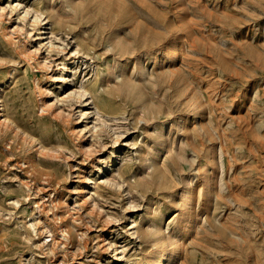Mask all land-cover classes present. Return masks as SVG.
Returning a JSON list of instances; mask_svg holds the SVG:
<instances>
[{
  "label": "rangeland",
  "instance_id": "374dc122",
  "mask_svg": "<svg viewBox=\"0 0 264 264\" xmlns=\"http://www.w3.org/2000/svg\"><path fill=\"white\" fill-rule=\"evenodd\" d=\"M163 247L264 264V0H0V264Z\"/></svg>",
  "mask_w": 264,
  "mask_h": 264
},
{
  "label": "bare ground",
  "instance_id": "6f19581e",
  "mask_svg": "<svg viewBox=\"0 0 264 264\" xmlns=\"http://www.w3.org/2000/svg\"><path fill=\"white\" fill-rule=\"evenodd\" d=\"M41 30V29H40ZM13 34V33H12ZM154 54V53H153ZM33 57V56H32ZM69 67H70V65L68 64V65H65L64 66V70H66V73L68 72V70H69ZM239 110V109H238ZM166 126V125H165ZM163 134V130L161 131V133H160V136L162 137V138H164V135H162ZM166 152H169V149L168 148H166ZM194 152V151H193ZM152 154H157L156 156H164V154L162 153V152H160V151H154ZM163 154V155H162ZM117 157V154H116V156H115V158ZM110 163H112V161L110 162ZM110 163H106L104 166V168H102L101 170H100V172H103V171H105V169H107L108 168V166L110 165ZM105 173V172H104ZM171 174V173H170ZM100 176H101V174L99 175V178H100ZM98 180V179H97ZM82 190H84L83 191V193H82V196L84 197V196H86V195H88V194H90L91 193V190H90V183L88 182L86 185H85V188L84 189H82ZM187 197V192H185V195H184V198H186ZM118 221V220H117ZM194 221H195V218L193 219V223H192V225H191V229L193 228V226H194ZM33 227V226H32ZM190 229V230H191ZM115 232V231H114ZM175 250V253L177 252V248H175L174 249ZM167 254H168V249L166 248V247H163L161 250H160V252L156 255V257H155V260L154 261H156V262H154V263H151V261H146V264H164L165 263V260H166V257H167ZM116 260H119V258L118 257H116Z\"/></svg>",
  "mask_w": 264,
  "mask_h": 264
}]
</instances>
